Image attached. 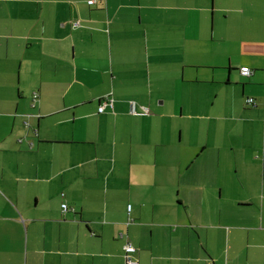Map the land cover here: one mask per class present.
Returning a JSON list of instances; mask_svg holds the SVG:
<instances>
[{"label":"crops","instance_id":"0c3cea01","mask_svg":"<svg viewBox=\"0 0 264 264\" xmlns=\"http://www.w3.org/2000/svg\"><path fill=\"white\" fill-rule=\"evenodd\" d=\"M87 1L0 0V264H264V0Z\"/></svg>","mask_w":264,"mask_h":264},{"label":"rangeland","instance_id":"374dc122","mask_svg":"<svg viewBox=\"0 0 264 264\" xmlns=\"http://www.w3.org/2000/svg\"><path fill=\"white\" fill-rule=\"evenodd\" d=\"M205 71V70H202ZM198 87L196 88V90ZM197 93H200L196 97V104L195 108L191 109V103L194 100V97L191 95H187L184 93H181L180 97V105L183 108L184 111V117H181L178 121L179 124L182 126L183 130V142L187 143L188 150L185 151V153H188L187 155H184V152L182 153L181 157H193L195 164L191 168V174L193 175L192 178L194 179V184L198 187L196 188H205L207 191V124L209 123L207 121V88L206 86L200 85V92L197 91ZM191 113V117H187L185 115H188ZM216 120V119H213ZM211 124L214 123V121L210 122ZM195 145H194V144ZM203 144H206L205 148L200 149L203 147ZM184 145V144H183ZM200 150H203L202 154L199 153ZM182 152V151H181ZM224 159H227L225 157ZM220 204L224 202V199L219 201ZM218 203V202H217ZM216 203V204H217Z\"/></svg>","mask_w":264,"mask_h":264},{"label":"built area","instance_id":"2783aa9c","mask_svg":"<svg viewBox=\"0 0 264 264\" xmlns=\"http://www.w3.org/2000/svg\"><path fill=\"white\" fill-rule=\"evenodd\" d=\"M97 1L98 0H88L87 4L94 5ZM74 25H77V23H75ZM239 72L241 75L246 76V77L250 75V71L247 67H241ZM37 97H38L37 94L34 93L32 96L33 101L37 99ZM112 101L113 100L109 96L103 97V100L98 108V112L102 113L104 111L105 106H109L110 108H112ZM252 103H253L252 100H248L249 105H251ZM144 113H147V110L144 109ZM61 207H62L63 212L67 210V207L65 204H63ZM128 209L130 208L128 207ZM122 251H124L123 257H124L125 264H137L131 259V254L135 252V248L130 243H126Z\"/></svg>","mask_w":264,"mask_h":264},{"label":"trees","instance_id":"16d2710c","mask_svg":"<svg viewBox=\"0 0 264 264\" xmlns=\"http://www.w3.org/2000/svg\"><path fill=\"white\" fill-rule=\"evenodd\" d=\"M103 98L100 99V102H102ZM100 106V105H99ZM99 108V107H98ZM144 110V109H143ZM146 110V109H145ZM130 208V206H128ZM127 210L129 211L130 209L127 208Z\"/></svg>","mask_w":264,"mask_h":264}]
</instances>
